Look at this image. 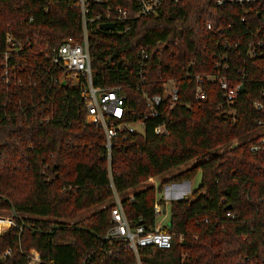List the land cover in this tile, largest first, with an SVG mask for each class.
<instances>
[{
  "label": "trees",
  "instance_id": "16d2710c",
  "mask_svg": "<svg viewBox=\"0 0 264 264\" xmlns=\"http://www.w3.org/2000/svg\"><path fill=\"white\" fill-rule=\"evenodd\" d=\"M108 7L134 15L136 2L89 0L88 20L103 18L89 34L93 85L122 86L134 122L149 113L145 95L165 94L171 79L180 84L172 108L166 100L143 132L119 135L110 169L104 131L87 120V79L73 80L53 61L65 39L82 38L77 0H0V216L23 227L0 235V264H30L28 256H40L41 264H82L88 253V264H136L132 252L103 240L116 194L130 221L153 227L155 203H166L158 193L199 171V188L171 203L164 230L172 248L142 250V264H264V128L258 124L264 110L255 106L264 104V48L248 54L252 41L264 40V7L250 12L214 0H168L127 31L122 23L101 27ZM224 55L228 69L218 70ZM196 75L224 77L243 89L228 102L220 78L206 80L207 100L196 101ZM160 127L166 133L158 134ZM199 158L158 190L151 185L128 195ZM111 248L114 253H104Z\"/></svg>",
  "mask_w": 264,
  "mask_h": 264
},
{
  "label": "built area",
  "instance_id": "2783aa9c",
  "mask_svg": "<svg viewBox=\"0 0 264 264\" xmlns=\"http://www.w3.org/2000/svg\"><path fill=\"white\" fill-rule=\"evenodd\" d=\"M97 4H102L104 0H93ZM168 0H135L136 11L134 15H131L127 10L122 8L113 9L108 7L106 10V18L101 22L102 24L113 23L123 24L125 31L129 30L130 23L139 18H146L151 15L157 14L162 8L165 2ZM176 3L183 0H172ZM78 6L82 12V38H67L65 39L53 55V61L56 65L61 66L67 72L72 73L71 78L78 80L79 75H82L87 79V87L84 92V98L87 109L88 122L101 127L105 134V147L107 150V158L109 169L112 161V152L114 145L119 135L126 133H141L137 129V125L141 126L144 130L145 120L148 116H159L160 108L166 100L168 101V107L172 108L179 99V86L180 84L176 80H168L164 82V93L155 95H145L144 100L146 107L149 110L144 117L132 122L128 121L130 109L127 105V94L122 86H116L109 89H103L101 87H95L92 82V64L90 56L89 46V34L91 26L96 22L103 19L102 15L97 14L95 18L88 20V3L89 0H77ZM215 5L220 8L228 6H242L247 7L249 11H253L256 5L264 7V0H214ZM207 28L212 29V25L208 24ZM7 41L15 46L12 41V37L8 36ZM264 48V40L258 39L252 41L248 49V54L251 57L257 56ZM143 59L148 57L146 51H141ZM225 63L222 64L218 61L215 68L218 70H227L229 56H223ZM144 63L141 64V73H143ZM220 77L217 75H196L195 82V100L205 101L207 100V93L204 90V83L206 80H216ZM221 87L224 96L228 102H233L237 95L242 91L243 84L238 83L231 85L229 81L222 77ZM143 83V82H142ZM258 110H264V104L256 103ZM258 124L264 128V121H258ZM158 134L166 133L165 127H160L157 130ZM264 143L262 139L261 144ZM260 146L251 147L252 151L260 150ZM167 203L160 204L156 202L154 205V211L156 215V223L153 227H147L140 219L137 223L130 221L125 213L124 206L120 197L116 194L115 204L111 209V223L112 225L103 236V240L110 243L118 242L124 249L132 252L136 258V264H142L140 255L142 250L147 248H158L162 250H169L173 245L172 234L164 230L165 226L169 223L168 215L166 213ZM11 227H18L11 215L0 216V235L5 233ZM20 230L22 226L18 227ZM104 253L111 254L114 250H104ZM10 255V251L2 256L6 258ZM92 253H88L83 259L82 264H88ZM30 264H41L42 259L40 256L27 257Z\"/></svg>",
  "mask_w": 264,
  "mask_h": 264
},
{
  "label": "rangeland",
  "instance_id": "374dc122",
  "mask_svg": "<svg viewBox=\"0 0 264 264\" xmlns=\"http://www.w3.org/2000/svg\"><path fill=\"white\" fill-rule=\"evenodd\" d=\"M137 129L139 131H143V128L139 125H137ZM264 130V129H263ZM261 133V130L257 131L256 133L252 134L253 136H257L258 134ZM203 158H199L197 160L188 162L180 167L175 168L172 171H169L163 175H160L156 178H154L153 180L141 184L138 187L130 190L128 192V195L130 194H134L135 192L139 191V190H143L145 187L148 186H155L158 190L159 186L161 183H163V181H165L166 179L192 167L195 163L197 162H202ZM201 179H202V174L199 171L198 174L196 175V177L193 180L190 181H183L181 183H175V184H171L168 186H165L164 189L158 193L157 195V199H164L167 203V208H166V213L168 215V218H170V213H171V203L175 200H184L189 198V196L191 195V193L195 190H197L201 184ZM121 199V197H120ZM101 208V206H97L95 208H92L90 210L84 211L83 213L79 214L77 219H83L85 217H87L88 215H90L92 212H94L95 210H99ZM7 216V215H6ZM169 221V220H168Z\"/></svg>",
  "mask_w": 264,
  "mask_h": 264
},
{
  "label": "water",
  "instance_id": "95a60500",
  "mask_svg": "<svg viewBox=\"0 0 264 264\" xmlns=\"http://www.w3.org/2000/svg\"><path fill=\"white\" fill-rule=\"evenodd\" d=\"M101 27L103 29L112 30V29H114L115 26L113 23H109V24H103V25H101ZM111 60H112V58H111Z\"/></svg>",
  "mask_w": 264,
  "mask_h": 264
}]
</instances>
